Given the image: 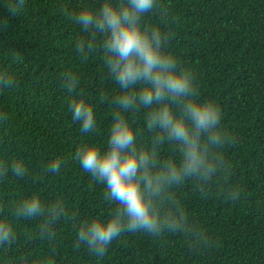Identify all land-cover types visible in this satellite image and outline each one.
<instances>
[{
    "label": "trees",
    "instance_id": "trees-1",
    "mask_svg": "<svg viewBox=\"0 0 264 264\" xmlns=\"http://www.w3.org/2000/svg\"><path fill=\"white\" fill-rule=\"evenodd\" d=\"M8 2L0 0V73L13 77L10 86H0V216L11 215L33 192L45 202L61 200L65 215L45 237L39 234L41 217L18 218L15 239L0 244V264H28L41 253L54 264H264V0H157V10L146 16L191 70L200 98L219 104L225 140L214 149L216 175L175 186L161 206L162 216L182 210L186 230L125 232L103 257L78 245L75 233L81 219L106 215L111 205L103 186L73 157L83 141L106 140L112 106L103 97L117 86L99 51L82 59L74 48L84 34L68 13L83 0H25L16 15ZM66 73L95 103V132L83 134L71 121L62 86ZM132 119L146 139L142 112ZM175 153L167 144L161 149V157ZM53 158L63 161L55 175L46 171ZM17 159L27 169L22 177L8 170Z\"/></svg>",
    "mask_w": 264,
    "mask_h": 264
},
{
    "label": "clouds",
    "instance_id": "clouds-1",
    "mask_svg": "<svg viewBox=\"0 0 264 264\" xmlns=\"http://www.w3.org/2000/svg\"><path fill=\"white\" fill-rule=\"evenodd\" d=\"M25 0H9L12 15L23 11ZM157 0H87L68 13L82 39L74 43L82 59L100 52L107 76L117 86L104 99L111 104L108 135L103 144L86 140L74 152L84 173L103 186V199L111 205L106 215L81 219L76 241L96 257H103L109 245L122 233L158 234L186 230V216L177 208L161 215V206L170 200L175 186L187 180L206 181L216 175L220 161L214 152L224 143L222 112L213 98H200L191 70L167 48L168 36L158 23L146 22L157 10ZM13 77L0 73V86H10ZM75 75L65 74L63 88L71 121L83 134L95 132V103L79 91ZM143 114L149 134L141 140L132 116ZM174 155L161 157L164 145ZM63 161L53 158L46 171L58 174ZM8 170L22 177L26 166L13 160ZM65 215L61 200L45 202L37 192L22 197L11 215L0 216V244L15 239L18 218L41 217L39 234L51 236L53 224ZM196 235V233H193ZM28 264H54L52 257L38 254Z\"/></svg>",
    "mask_w": 264,
    "mask_h": 264
}]
</instances>
